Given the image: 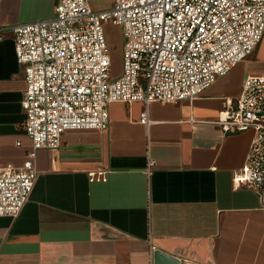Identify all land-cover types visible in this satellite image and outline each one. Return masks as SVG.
<instances>
[{"label":"crops","instance_id":"crops-1","mask_svg":"<svg viewBox=\"0 0 264 264\" xmlns=\"http://www.w3.org/2000/svg\"><path fill=\"white\" fill-rule=\"evenodd\" d=\"M87 1L96 11L116 2ZM56 2L0 0V25L50 18ZM250 74H264V35L193 101L114 102L107 129L67 130L60 147L38 149L27 202L18 215L0 216V264H153L157 249L183 264H264L260 193L233 182L253 131L218 123ZM25 91L15 36L5 29L0 168L21 166L32 150ZM145 110L149 125L140 121Z\"/></svg>","mask_w":264,"mask_h":264},{"label":"built area","instance_id":"built-area-1","mask_svg":"<svg viewBox=\"0 0 264 264\" xmlns=\"http://www.w3.org/2000/svg\"><path fill=\"white\" fill-rule=\"evenodd\" d=\"M109 21L125 39L118 75L105 34ZM5 29L14 33L24 68L22 106L32 141L21 166L0 168V216H16L38 176V149L60 147L67 130L107 129L114 102L198 98L255 51L264 35V0H116L102 11L87 0H57L50 18L0 25V41ZM140 121L151 123L148 110ZM218 123L229 132L253 131L233 182L257 189L264 207V74L245 77Z\"/></svg>","mask_w":264,"mask_h":264},{"label":"rangeland","instance_id":"rangeland-1","mask_svg":"<svg viewBox=\"0 0 264 264\" xmlns=\"http://www.w3.org/2000/svg\"><path fill=\"white\" fill-rule=\"evenodd\" d=\"M104 28L112 57V72L118 75L122 69V50L125 42L123 29L113 21L106 22Z\"/></svg>","mask_w":264,"mask_h":264},{"label":"water","instance_id":"water-1","mask_svg":"<svg viewBox=\"0 0 264 264\" xmlns=\"http://www.w3.org/2000/svg\"><path fill=\"white\" fill-rule=\"evenodd\" d=\"M153 264H183L182 261L160 249L154 251Z\"/></svg>","mask_w":264,"mask_h":264}]
</instances>
